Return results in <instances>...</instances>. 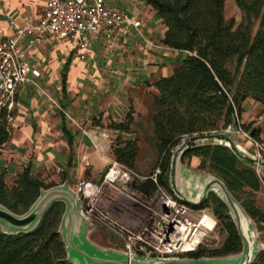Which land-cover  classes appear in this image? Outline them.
I'll list each match as a JSON object with an SVG mask.
<instances>
[{"label": "trees", "instance_id": "obj_1", "mask_svg": "<svg viewBox=\"0 0 264 264\" xmlns=\"http://www.w3.org/2000/svg\"><path fill=\"white\" fill-rule=\"evenodd\" d=\"M145 1L166 24L163 43L186 51L173 73L155 83L158 93L154 97L152 118L156 147L163 157L159 183L174 194L170 182L172 151L185 137L198 135L221 140L226 128L240 125L253 138L262 141L261 128L238 123L237 117L241 118L248 99L261 104L264 112V0H235L243 16L237 27L233 20L226 19V0ZM132 121L129 114L123 122H112L110 126L126 131ZM65 131L68 141L73 142L67 128ZM10 137L8 115L2 112L0 148ZM135 142L130 140L112 148L115 159L132 169L139 149ZM193 156L201 158L200 169L215 174L226 183L253 220L264 222V211L251 197L263 185L255 167L246 164L232 147L218 141L192 142L182 153V159ZM56 185L46 183L35 174L31 164L17 173L12 184L7 182L6 173L0 172V205L24 215L43 190ZM134 186L147 194L157 189L151 179ZM245 193L250 196L243 198ZM205 206L212 208L225 238L217 247L203 245L183 257L219 258L242 253L244 241L226 202L212 192L197 207ZM65 211L66 203L57 200L29 230L6 232L0 225V264H75L68 257L62 234ZM250 264H264V249L259 250Z\"/></svg>", "mask_w": 264, "mask_h": 264}, {"label": "crops", "instance_id": "obj_2", "mask_svg": "<svg viewBox=\"0 0 264 264\" xmlns=\"http://www.w3.org/2000/svg\"><path fill=\"white\" fill-rule=\"evenodd\" d=\"M106 3L135 17L141 26H130L128 32L120 30L112 35L90 33L93 50L87 60L79 57L74 42L53 33L47 34L28 54V61L40 76L35 77L34 83L22 84L18 89L17 106L10 122L11 137L0 148V172H5L6 178L16 177L24 166L31 164L34 173L44 180L54 179L59 185L68 183L76 188L86 181L101 179L115 159L109 151L95 148L98 135H133L139 148L146 136L156 143L152 119L154 97L158 93L155 83L173 73L186 51L163 43L166 24L145 0H106ZM45 6L46 0H0V28L9 35L12 21L18 24L37 21ZM256 104L248 99L241 119L242 123L261 128L264 143V122L260 121L264 112L259 117L250 112ZM128 114L133 117L129 130L110 126L112 122H123ZM65 128L73 136L71 143ZM227 139L244 156L240 158L257 169L263 181L257 192L263 194L264 161L256 165L253 143L236 132H230ZM193 157L198 165L199 158ZM138 163L139 157L135 166ZM178 175L181 189L187 190L191 199L200 197L205 184L202 176L187 177L182 171ZM108 204L109 212L121 222L130 226L139 222V215L126 202ZM256 204L261 205L259 201Z\"/></svg>", "mask_w": 264, "mask_h": 264}, {"label": "built area", "instance_id": "obj_3", "mask_svg": "<svg viewBox=\"0 0 264 264\" xmlns=\"http://www.w3.org/2000/svg\"><path fill=\"white\" fill-rule=\"evenodd\" d=\"M12 33L0 28V114L7 112L9 123L17 106L20 85L34 83L40 72L28 61V54L40 45L49 33L74 42L79 57L87 60L92 55L90 33L128 32L141 22L133 16L111 8L106 0H46L42 16L26 24L11 22ZM160 47V45H156ZM239 122V119H237ZM231 127V126H230ZM230 132L244 135L256 150V165L264 161V143L255 139L240 125ZM162 173L158 167L150 176L114 159L101 181H86L76 188L84 216L93 225H103L120 237L125 252L147 257H182L196 251L218 228V220L211 207H197L184 202L159 183ZM153 180L155 192L147 196L134 185ZM117 192L135 201L150 214L146 222L136 228L115 219L105 208L103 199L109 191Z\"/></svg>", "mask_w": 264, "mask_h": 264}, {"label": "water", "instance_id": "obj_4", "mask_svg": "<svg viewBox=\"0 0 264 264\" xmlns=\"http://www.w3.org/2000/svg\"><path fill=\"white\" fill-rule=\"evenodd\" d=\"M198 139L208 140L210 137L194 135L176 147L171 166V187L177 197L194 206H199L204 203L208 198L210 191H214L221 199L226 202L244 241L243 252L238 255H233L237 256V258L228 259L230 256L200 259L188 257H147L137 254L130 255L128 252H118L115 250L99 247L92 243L88 238L87 233L94 225L88 220L86 216L83 215L81 209V200L78 197L77 192L72 187H70L68 183L56 185L50 189L43 190L36 203L24 215H17L5 206L0 205V225L6 232L29 230L38 223V221L54 201L62 200L66 203V211L62 220V234L66 242L68 257L75 264L77 262L79 263V261L76 259V257H72L71 249L76 246L79 247L77 242H75L78 238L82 239V242L84 245H86L89 251H93V253H89L84 249L83 254L88 260L90 257H95L93 260H95L97 264H250L255 255L261 249H259L257 246L256 234L251 226V217L247 214L240 202L232 195L226 183L219 177H205L202 180V182L205 183L204 187L202 184V193L200 197L196 199H191L181 189L178 183L176 173L177 158L182 155L184 150L192 142H196ZM228 145L233 149L235 148L234 144ZM238 154L241 158L244 157L241 153ZM220 191L223 193V195L219 194ZM186 258L188 259V262H185L184 259Z\"/></svg>", "mask_w": 264, "mask_h": 264}, {"label": "rangeland", "instance_id": "obj_5", "mask_svg": "<svg viewBox=\"0 0 264 264\" xmlns=\"http://www.w3.org/2000/svg\"><path fill=\"white\" fill-rule=\"evenodd\" d=\"M225 16L227 20H233L235 22V26L237 27L241 21H242V11L241 9L238 7V5L236 4L235 0H226V6H225ZM257 103V104H256ZM254 104L257 105V107H251V113L252 114H256L257 117L261 116V114L263 113L262 111V106L254 101ZM254 106V105H253ZM155 109V108H154ZM129 115V114H128ZM237 119H239L237 117ZM260 121L264 122V116H263V120L260 119ZM239 122L242 124V119L240 118ZM247 124V123H245ZM252 124V123H251ZM232 127V126H231ZM234 128V127H232ZM230 126L228 128H226L224 130V137L228 138L230 135ZM100 137V139H98V142L95 140V148H102V151H109L110 153H112V148L113 146L120 144V143H125L127 141L130 140H136L135 143H137V139L135 136H128V135H121V134H114V136H107V135H103L100 134L98 135ZM128 137V139H123V137ZM155 136V135H154ZM156 138V137H154ZM190 137H185L184 139H182V142L189 139ZM218 139L217 137L214 139H208V140H202V139H198L196 141V143H202V142H223L225 145H228V142L226 141V139ZM144 141L141 145V147L138 149V157H139V163L137 166L134 167V169L143 176H150L151 174H153V172L160 167L161 168V163L163 161V157H160L157 147H156V143L155 141L153 142V140L151 141L149 139V137H144ZM228 140V139H227ZM181 142V143H182ZM180 143V144H181ZM139 147V146H138ZM175 149H173L172 153L174 155L175 153ZM173 155H172V159H173ZM137 157V158H138ZM199 158V157H198ZM201 158H199L198 160V165H197V160L195 159V157H191V158H186V159H182V155H180L177 158V164H176V173H177V178L179 177L178 174H180V172L182 171V174L187 177L190 176V174H194V175H198V176H202V178L204 179L205 177H209V176H213L218 178V176H216L215 174L207 171V170H202L199 168V164H200ZM162 170V168H161ZM184 170V171H183ZM257 170V169H256ZM106 172V171H105ZM104 172V173H105ZM258 172V171H257ZM172 174V173H171ZM264 174V171H263ZM15 176L9 175L7 177V182L9 184L13 183ZM181 178V177H180ZM212 178V177H211ZM202 179V180H203ZM99 182L101 181V179L98 180ZM46 183H56L59 185V183L57 182V180H45ZM137 184V183H136ZM72 187V185H71ZM74 190L76 188L72 187ZM76 191V190H75ZM185 193L187 192L184 191ZM214 191H210V193H212ZM209 193V194H210ZM215 193V192H214ZM220 191L219 194L223 195V193ZM148 197L151 196L150 194L145 193ZM250 196L248 194H244L243 198ZM251 197H253L255 199V201H259V203L261 205H258L262 210H264V193L260 194L259 192L252 194ZM112 202V201H116V202H126V205H128L129 207H131L132 211H136V215H139L140 220L139 222L134 226L136 228L142 226L150 212L145 209L144 207H142L141 205H139L138 203H136L135 201L131 200L130 198H128L127 196L117 192L116 190H112L109 191L108 196H105L103 199V204L105 206V208L109 211L108 207L109 204L108 202ZM115 219H118L116 216H114L112 213H110ZM252 219V218H251ZM119 220V219H118ZM218 220V219H217ZM120 221V220H119ZM251 226L254 229V232L256 234V239H257V246L259 249H264V222H257L255 220H251ZM89 240L94 243L95 245L99 246V247H103V248H107L109 250H115L118 252H125V246H124V242L123 240L116 236L115 234H113L111 231H109L105 226L97 224L92 226V228L88 231L87 233ZM225 238V233L221 230L220 226L218 225L217 231L216 233H214L213 235H211L206 241L204 246L207 247H217L219 246L223 240ZM84 240V238H83ZM77 244L79 245V247H73L71 249V254L72 257H76V259L79 261V263L77 262L76 264H97V262L95 260H93V258L95 257H90V259L88 260L86 258V256L83 254V250L85 249L86 251H88L89 253H93L92 250L89 251V249L86 247V245H84V243L82 242L81 238H78ZM102 254V253H101ZM183 257V256H182ZM234 259L237 258V256H230L228 257V259ZM185 262H188V259H184ZM210 260V259H209Z\"/></svg>", "mask_w": 264, "mask_h": 264}]
</instances>
